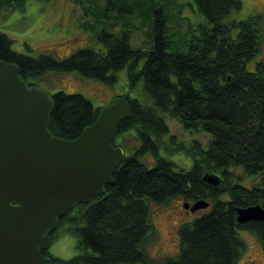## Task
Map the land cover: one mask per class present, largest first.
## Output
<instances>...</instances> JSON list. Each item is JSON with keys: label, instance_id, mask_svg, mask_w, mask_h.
I'll use <instances>...</instances> for the list:
<instances>
[{"label": "trees", "instance_id": "trees-1", "mask_svg": "<svg viewBox=\"0 0 264 264\" xmlns=\"http://www.w3.org/2000/svg\"><path fill=\"white\" fill-rule=\"evenodd\" d=\"M27 1L0 0V16L6 10L25 11ZM74 1L88 18L83 26L98 30L105 49H81L63 60L31 57L15 51L13 41L0 32V62L16 65L29 86L38 87L48 73L70 72L112 84L123 69L130 91L141 84L144 97L129 94L132 117L120 124L114 142L124 153L129 136L138 146L125 153L113 174L115 184L60 218L51 234L53 242L57 230L67 225L65 232L78 237L79 254L66 263L159 264L146 251L157 238L152 206L176 198L206 201L210 207L180 227V254L163 264H238L246 249L240 230L252 233L264 249V221L237 222L239 208H264V181L246 187L233 174L241 169L247 176L264 177V60L249 69L264 44V16L231 20L242 9L240 0H194L205 18L195 24L179 15L174 19L176 0ZM90 19L95 24L89 25ZM109 26L120 30L110 31ZM134 32L149 38L148 48L132 46ZM50 96L49 131L54 137L77 139L101 110L81 94L60 91ZM166 115L186 129L212 134L208 148L200 142L188 147L175 136L167 142ZM170 143L176 147L171 149ZM162 147L187 153L192 169L162 157ZM148 155L155 159L153 167L142 161ZM208 174L219 176L221 183L206 182ZM48 250L42 255L55 262Z\"/></svg>", "mask_w": 264, "mask_h": 264}, {"label": "water", "instance_id": "water-1", "mask_svg": "<svg viewBox=\"0 0 264 264\" xmlns=\"http://www.w3.org/2000/svg\"><path fill=\"white\" fill-rule=\"evenodd\" d=\"M52 108L50 94L29 86L16 65L0 62V264H54L42 251L50 248L59 219L114 185L125 158L114 142L120 124L132 117L129 94L102 108L74 140L52 136ZM204 180L222 181L209 174ZM209 206L198 201L185 208ZM252 221H264L261 205L237 210L240 225Z\"/></svg>", "mask_w": 264, "mask_h": 264}, {"label": "rangeland", "instance_id": "rangeland-1", "mask_svg": "<svg viewBox=\"0 0 264 264\" xmlns=\"http://www.w3.org/2000/svg\"><path fill=\"white\" fill-rule=\"evenodd\" d=\"M240 1L242 9L234 12L230 17L231 20L244 21L255 15L264 16V0ZM176 5L172 11L175 20L179 15L194 24L205 21L194 0H176ZM86 19L74 0H28L25 11L6 10L0 16V32L13 41V49L21 54L31 57L53 55L63 60L81 49H105V46L98 40L96 33L98 30L94 28L86 30L83 26V23L87 22ZM90 21H88L89 25L95 24L94 19ZM106 28L116 33L120 30V27ZM132 39L133 47H149V38L143 32H134ZM260 60H264V44L261 52L250 63L249 69L254 70L256 63ZM116 77L117 80L110 84L97 79L85 78L77 72L48 73L37 81V85L50 95L60 91L67 94H81L92 102L96 110L106 107L114 98L128 94L133 98L143 99L141 84L137 90L130 91L127 69L118 71ZM165 117L170 129L169 135L165 137L167 142H170V136H175L178 143H183L188 147L195 142H200L204 148H208L213 138L212 134L186 129L175 119L168 115ZM126 135L129 136V134ZM122 139L123 136L118 137V141ZM128 139L131 145L129 144L125 149V153L130 155L133 147L138 144L133 136H129ZM175 147V144L170 143L171 149ZM160 155L174 162L179 168L191 170L193 167V159L185 152H172L162 147ZM142 161L148 167H153L155 163V159L149 155ZM233 174L242 178L240 183L246 187H252L264 181V177L247 176L241 169L234 170ZM226 198V195L223 196V199ZM186 204L193 205L194 203L176 198L166 205L152 206L151 218L157 229V238L154 243L146 247L152 262L163 264L167 259L177 258L181 251L180 227L208 211L186 213ZM65 228L67 225L57 230L48 250L56 260L54 264H67L66 261L74 259L79 254L78 237L72 233H66ZM239 235L246 249L238 264H264V249L258 239L246 230H240Z\"/></svg>", "mask_w": 264, "mask_h": 264}, {"label": "flooded vegetation", "instance_id": "flooded-vegetation-1", "mask_svg": "<svg viewBox=\"0 0 264 264\" xmlns=\"http://www.w3.org/2000/svg\"><path fill=\"white\" fill-rule=\"evenodd\" d=\"M187 209V208H186ZM189 212H192L191 211V207H189L188 209H187V212L186 213H189Z\"/></svg>", "mask_w": 264, "mask_h": 264}]
</instances>
